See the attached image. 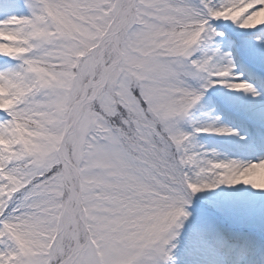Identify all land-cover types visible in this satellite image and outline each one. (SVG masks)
Here are the masks:
<instances>
[{
	"label": "snow or ice",
	"instance_id": "6c2138e0",
	"mask_svg": "<svg viewBox=\"0 0 264 264\" xmlns=\"http://www.w3.org/2000/svg\"><path fill=\"white\" fill-rule=\"evenodd\" d=\"M232 26L264 42V0H0V264H264Z\"/></svg>",
	"mask_w": 264,
	"mask_h": 264
},
{
	"label": "rangeland",
	"instance_id": "374dc122",
	"mask_svg": "<svg viewBox=\"0 0 264 264\" xmlns=\"http://www.w3.org/2000/svg\"><path fill=\"white\" fill-rule=\"evenodd\" d=\"M232 32L235 37L240 40V42L244 45L245 49L248 52H252L259 55V53L264 50V42L261 40V33L258 30H242L238 29L236 26H232ZM223 47L224 45L221 44ZM237 67L239 71L245 73V77L249 80L250 83H253L254 86L261 90L264 93V79H261L254 71L251 66L250 58L248 56H240L236 57ZM257 76V77H256ZM229 104L226 106H221L223 111V119L226 120L227 125L230 127H236L241 135H249L250 137L256 138L259 140V132L256 123L253 120L246 118L242 113L254 115L258 117L264 111L254 112L250 111V100L251 96L249 94L243 92H233L232 90H227ZM217 95L209 90V93L206 95L205 100L203 101L205 105V110L215 109L217 106L215 104V100ZM233 105L239 109V112L233 110ZM199 115V114H198ZM246 130V131H245ZM202 136L207 137V134H202ZM228 143L227 141H224ZM201 143L206 144L209 147H223L224 145H220L218 140H213L210 138H205L201 140ZM234 143V142H233ZM250 150H245L240 157L234 158H248ZM248 199L257 201V213L259 212V201L255 196H250ZM199 203V202H197ZM237 231L243 232L244 229L242 226L237 228Z\"/></svg>",
	"mask_w": 264,
	"mask_h": 264
},
{
	"label": "bare ground",
	"instance_id": "6f19581e",
	"mask_svg": "<svg viewBox=\"0 0 264 264\" xmlns=\"http://www.w3.org/2000/svg\"><path fill=\"white\" fill-rule=\"evenodd\" d=\"M249 100H250L249 112L250 111H254V112L264 111V98L251 97V99H249ZM218 142L220 143V145L226 144V142H223V140H218ZM252 156H254V153L250 150L248 157H252Z\"/></svg>",
	"mask_w": 264,
	"mask_h": 264
}]
</instances>
